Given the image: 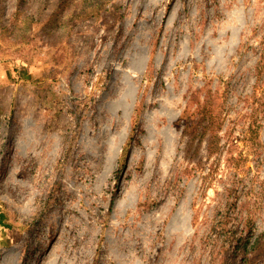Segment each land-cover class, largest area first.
Segmentation results:
<instances>
[{
	"label": "rangeland",
	"instance_id": "1",
	"mask_svg": "<svg viewBox=\"0 0 264 264\" xmlns=\"http://www.w3.org/2000/svg\"><path fill=\"white\" fill-rule=\"evenodd\" d=\"M262 93L264 0H0V264H264Z\"/></svg>",
	"mask_w": 264,
	"mask_h": 264
},
{
	"label": "trees",
	"instance_id": "2",
	"mask_svg": "<svg viewBox=\"0 0 264 264\" xmlns=\"http://www.w3.org/2000/svg\"><path fill=\"white\" fill-rule=\"evenodd\" d=\"M100 11L99 5L92 6L83 17L99 15ZM205 109L206 104L199 103L196 111L189 107L184 112L187 113L188 119L192 117L203 119L208 116ZM242 206L240 201H230L229 198L225 203L220 202L209 224L205 242L210 251L221 258L223 256L221 253L226 254L232 250L234 257H240L242 261L248 262L251 260V254L260 255L259 252L264 248V231L256 232L252 218L242 215Z\"/></svg>",
	"mask_w": 264,
	"mask_h": 264
}]
</instances>
